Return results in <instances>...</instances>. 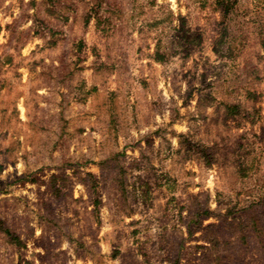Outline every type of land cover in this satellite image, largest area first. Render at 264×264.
Instances as JSON below:
<instances>
[{
    "label": "rangeland",
    "instance_id": "374dc122",
    "mask_svg": "<svg viewBox=\"0 0 264 264\" xmlns=\"http://www.w3.org/2000/svg\"><path fill=\"white\" fill-rule=\"evenodd\" d=\"M264 264V0H0V264Z\"/></svg>",
    "mask_w": 264,
    "mask_h": 264
},
{
    "label": "trees",
    "instance_id": "16d2710c",
    "mask_svg": "<svg viewBox=\"0 0 264 264\" xmlns=\"http://www.w3.org/2000/svg\"><path fill=\"white\" fill-rule=\"evenodd\" d=\"M170 264H181V262H180V259H179V261L177 260V261H172Z\"/></svg>",
    "mask_w": 264,
    "mask_h": 264
}]
</instances>
